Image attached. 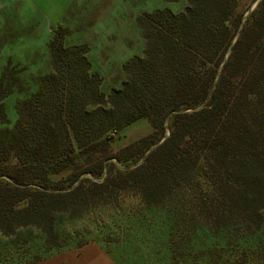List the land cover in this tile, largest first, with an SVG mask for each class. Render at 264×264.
<instances>
[{"label": "trees", "instance_id": "trees-1", "mask_svg": "<svg viewBox=\"0 0 264 264\" xmlns=\"http://www.w3.org/2000/svg\"><path fill=\"white\" fill-rule=\"evenodd\" d=\"M240 1L186 0L181 13L158 9L139 16L145 51L124 66L127 79L112 92L117 101L108 109L92 102L103 94L85 57L88 47L65 48L70 30L59 26L48 46L52 73L17 104L13 132H0V165L9 164L0 168V234L37 228L43 253H50L60 247L55 214L118 189L134 188L150 202L152 191L158 194L181 171L193 170L194 157H205V173L217 176L210 188L225 199L218 214L227 200L242 203L254 222L249 225L261 228L264 207L250 205L264 199V158L256 151L264 147V0L246 20ZM19 73L9 62L0 77L2 123L8 121L3 101L18 86ZM42 93L54 103L42 101ZM143 118L153 132L112 154L113 126ZM227 161L236 176L246 172L240 186L246 189L235 197L224 195ZM68 167L67 185L52 179ZM44 256L14 254L8 264H33Z\"/></svg>", "mask_w": 264, "mask_h": 264}, {"label": "rangeland", "instance_id": "rangeland-1", "mask_svg": "<svg viewBox=\"0 0 264 264\" xmlns=\"http://www.w3.org/2000/svg\"><path fill=\"white\" fill-rule=\"evenodd\" d=\"M259 1L239 2L244 20ZM186 7V0H0V77L9 62L20 70L18 86L3 101L8 121L0 122V132H13L19 119L17 104L37 93L39 78L52 73L48 46L59 26L70 30L64 39L65 48L88 47L85 57L91 75L98 76V92L103 94L92 102L95 107L108 109V103L117 101L111 100L112 92L119 91L127 79L124 66L145 51L139 16L158 9L178 14ZM43 93L42 101L54 103ZM252 101L249 119L256 112L257 101ZM251 123L256 127V122ZM113 127L112 154L153 132L147 118ZM61 140L64 138L59 134ZM256 151L264 158L262 145ZM193 159V170L181 171L170 187L158 194L152 191L150 202L134 188L118 189L87 205L74 206L70 212L55 214L56 243L60 247L50 253H43L37 228L0 234V264H8L14 254L37 253L45 256L33 264H264V224L259 223L261 228L249 225L254 222H249L241 210L242 203L235 206L230 200L218 214V202L225 199L210 188L217 176L205 173V157ZM111 161L121 166L116 159ZM8 165L1 164L0 168ZM223 165L222 178L227 183L224 195L235 197L244 192L246 188L240 186L246 172L236 176L230 161ZM71 172L68 167L52 179L65 181ZM254 205L264 207V199L250 206ZM259 213L264 216V210Z\"/></svg>", "mask_w": 264, "mask_h": 264}]
</instances>
